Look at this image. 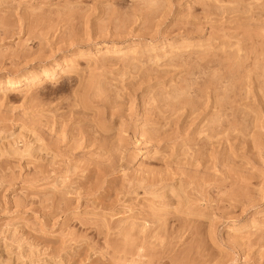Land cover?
I'll return each instance as SVG.
<instances>
[{
  "label": "rangeland",
  "instance_id": "obj_1",
  "mask_svg": "<svg viewBox=\"0 0 264 264\" xmlns=\"http://www.w3.org/2000/svg\"><path fill=\"white\" fill-rule=\"evenodd\" d=\"M0 264H264V0H0Z\"/></svg>",
  "mask_w": 264,
  "mask_h": 264
},
{
  "label": "bare ground",
  "instance_id": "obj_2",
  "mask_svg": "<svg viewBox=\"0 0 264 264\" xmlns=\"http://www.w3.org/2000/svg\"><path fill=\"white\" fill-rule=\"evenodd\" d=\"M54 74V72H52V73H50V75L52 76ZM8 82V81H7ZM19 84V83H18ZM9 85H10V87H14L15 88V86H17V83L15 82V83H12V81H11V83H9ZM8 85V86H9Z\"/></svg>",
  "mask_w": 264,
  "mask_h": 264
}]
</instances>
